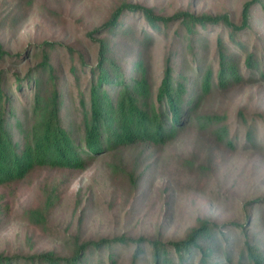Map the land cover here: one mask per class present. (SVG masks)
Here are the masks:
<instances>
[{
    "label": "trees",
    "instance_id": "1",
    "mask_svg": "<svg viewBox=\"0 0 264 264\" xmlns=\"http://www.w3.org/2000/svg\"><path fill=\"white\" fill-rule=\"evenodd\" d=\"M255 5L264 9V0L246 2L237 23L227 14L180 11L168 17L152 8L121 4L103 26L89 33L90 38L105 33L92 38L97 43L95 64L80 57V63L70 68L76 99L55 63L56 43L44 42L40 61L24 75L0 69V188H13L41 171L64 172L58 186L104 154L160 148L197 122L212 123L214 117L200 114L209 96L246 79L264 81V53L243 38L251 36ZM130 15L141 17L145 25L138 29L127 24ZM218 27L223 31L212 45L210 29ZM156 34L169 40L159 82L150 54ZM122 46L131 49V56H122ZM22 59V54L10 55L0 42V63ZM82 77L87 79L84 87ZM244 122L245 144H262L257 120ZM215 134L222 140L228 128L219 126ZM60 191L46 190L44 204L28 212L32 223L47 224L61 202ZM257 221L250 213L244 223L231 225L202 219L180 240L75 238L67 255L0 254V264H119L126 251L128 264H264V231Z\"/></svg>",
    "mask_w": 264,
    "mask_h": 264
},
{
    "label": "rangeland",
    "instance_id": "2",
    "mask_svg": "<svg viewBox=\"0 0 264 264\" xmlns=\"http://www.w3.org/2000/svg\"><path fill=\"white\" fill-rule=\"evenodd\" d=\"M248 1L0 0V42L10 55H23L20 61L0 63V69L24 75L40 61L43 43H56L55 63L62 70L68 93L76 99L70 68L81 58L90 66L95 64L97 43L92 38L105 37V33L92 38L89 33L103 26L121 4L152 8L168 17L180 11L227 14L238 23ZM251 20V36L243 38L264 53V9L260 5L253 7ZM125 21L138 29L145 25L137 16H127ZM221 31L220 27L210 29L212 45ZM168 44L163 34H156L150 54L158 82ZM120 50L122 56H131V49L122 46ZM213 52L214 48L210 60ZM86 82L82 77L80 85ZM200 114L214 121L197 122L160 148L104 154L83 172L67 177L64 184L57 186L64 172L41 171L13 188H0V254L56 251L67 255L75 238L124 235L180 240L202 219L231 225L244 223L247 213L264 231V81L246 79L231 90L214 92L203 102ZM245 119L257 120L262 144H245ZM222 125L228 134L219 140L215 130ZM58 187L62 199L47 224L32 223L29 210L41 207L46 190L57 191ZM239 239L238 234L236 252ZM128 263L126 251L119 264Z\"/></svg>",
    "mask_w": 264,
    "mask_h": 264
}]
</instances>
